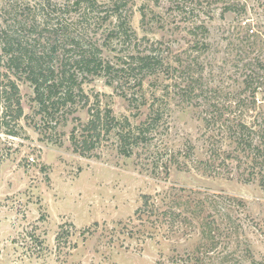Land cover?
I'll return each mask as SVG.
<instances>
[{
	"label": "rangeland",
	"instance_id": "obj_1",
	"mask_svg": "<svg viewBox=\"0 0 264 264\" xmlns=\"http://www.w3.org/2000/svg\"><path fill=\"white\" fill-rule=\"evenodd\" d=\"M123 1L132 9L131 27L138 38L132 46L122 39L108 49L103 47L108 60L116 63L118 56L133 52L136 45L144 50L146 41L142 39L146 37L161 42L175 65L190 66L195 78L201 75L208 102L226 105L249 97L244 84L248 73L243 66L249 58L264 54V43L259 42L255 51L245 42L253 32L264 35V0ZM66 2L18 0V7L45 3L49 12L53 11L49 21L57 25ZM4 4L0 0V11ZM114 26L115 21L111 25L90 22L85 34L103 45L104 31ZM255 79L260 86L257 104L264 108V71H257ZM154 80L145 81L147 92L155 86ZM160 82L164 87L171 86L173 78L164 75ZM17 83L25 115L21 129L15 137L9 136L6 128L0 129L4 151L0 168V264H157L160 260L172 264L169 259L194 252L201 242L196 222L172 243L162 246L157 239L130 241L115 229L134 215L142 204V195L170 189L185 190L182 203L192 209L204 203L201 217L214 219L219 228L214 252L200 255L205 264H264V189L257 183L228 180L225 170L215 176L198 170L197 163L210 156V143L219 138L216 133L210 136L205 128L203 108L172 96L165 117L168 132L155 138L154 147L125 158L107 142L92 156L84 157L74 151L71 132L79 123L76 119L87 122V109L62 119L60 113L56 116L60 122L46 127L32 101L31 86L23 79ZM84 90L92 100L101 95L119 118L140 123L148 114L147 108H141L138 116L104 77L85 83ZM189 147L193 151L190 159L186 156ZM157 150L159 154H151ZM171 151L185 164L183 170L169 162ZM166 165L168 172L163 169ZM95 223L107 224L106 229L100 227L93 236H84V230ZM61 225H74V235L58 249L55 239ZM73 245L77 248L70 250Z\"/></svg>",
	"mask_w": 264,
	"mask_h": 264
},
{
	"label": "trees",
	"instance_id": "obj_2",
	"mask_svg": "<svg viewBox=\"0 0 264 264\" xmlns=\"http://www.w3.org/2000/svg\"><path fill=\"white\" fill-rule=\"evenodd\" d=\"M67 1L61 21L54 25L53 21H49L53 11L49 12L45 3L37 7L28 4L20 9L18 0H4L0 11V129L6 128L7 134L12 137L17 136L21 129L20 121L25 115L17 80L23 79L33 90L32 101L46 127L53 122L57 125L60 121L56 116L60 113L62 119L79 109H87V122L76 119L79 123L71 132V143L76 153L89 157L109 142L120 155L132 158L154 147L155 138L168 132L165 117L169 115L172 96H176L182 103L203 108L205 128L210 136L219 134L215 142H209L210 156L197 163L198 170L207 176L220 175L225 170L228 180L257 183L264 189V108L257 104L260 86L255 82V73L264 71V54L249 58L243 66L248 73L244 84L249 97L217 105L207 101L201 75L195 78L190 66L175 65L169 51L164 53L159 41L144 37V50H138L136 45L133 52L118 56L116 63L104 56L103 47L108 49L122 39L123 43L128 40L132 46L138 38L131 27L132 9L128 8V2ZM149 1L157 3L159 0ZM113 21L115 26L104 31L103 45L92 42L85 34L90 22L111 25ZM263 38V34L253 32L245 42L246 47L257 51L259 42L264 43ZM245 43L242 42L243 45ZM203 46L207 49L206 44ZM178 60L181 62V59ZM164 75L172 76L171 86L164 87L160 82ZM97 77L106 78L109 85L119 90L120 96L137 110L138 116L141 115V108H147L145 119L134 123L128 117H117L110 104H105L99 94L92 100L85 92L84 84ZM149 78H155V86L150 93L144 88ZM199 100L202 102L199 103ZM191 148L186 153L189 159L193 156ZM159 153L157 150L151 154ZM169 157V162L176 164L180 170L185 168L173 151ZM3 160L4 151L0 146V168ZM163 169L168 172V165ZM174 190L142 195V204L134 215L125 222H119L115 229H119L130 241L144 243L157 239V244L162 246L172 243L185 228L196 222L199 229L197 239L201 241L196 250L169 260L172 264H180L178 261L205 264L200 255L206 257L214 252L219 228L214 219L201 217L204 203H198L192 209L188 203H182L185 190ZM238 203L244 206L242 201ZM70 226L59 227L55 239L58 249L74 235V225ZM106 226L105 223H95L85 229L83 235L93 236L100 227L106 229ZM73 248L77 246L73 245L70 250ZM157 264L164 263L160 260Z\"/></svg>",
	"mask_w": 264,
	"mask_h": 264
}]
</instances>
